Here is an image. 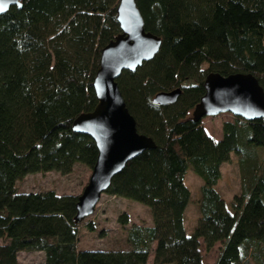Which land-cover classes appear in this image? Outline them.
Returning <instances> with one entry per match:
<instances>
[{
    "label": "trees",
    "instance_id": "trees-1",
    "mask_svg": "<svg viewBox=\"0 0 264 264\" xmlns=\"http://www.w3.org/2000/svg\"><path fill=\"white\" fill-rule=\"evenodd\" d=\"M19 2L0 14V264H147L151 253L152 264H204L202 249L216 244L214 264H264V119L233 116L214 140L192 118L209 73L250 74L264 90V0H135L161 46L117 84L155 148L127 162L104 194L142 204L151 222L130 225L126 248L109 251L78 247V196L18 192L17 182L95 164V143L72 122L97 103L93 79L101 50L120 33L119 0ZM175 89L174 104L153 102ZM231 153L242 186L228 203L216 185ZM188 173L201 181L190 233ZM128 220L118 217L123 228ZM22 253L43 259L21 263Z\"/></svg>",
    "mask_w": 264,
    "mask_h": 264
},
{
    "label": "water",
    "instance_id": "water-1",
    "mask_svg": "<svg viewBox=\"0 0 264 264\" xmlns=\"http://www.w3.org/2000/svg\"><path fill=\"white\" fill-rule=\"evenodd\" d=\"M19 1L0 0V14L10 6H19ZM116 20L120 33L101 50L93 79L97 103L92 111L80 114L72 122V131L91 138L97 148V159L88 183L76 203V222L93 214L112 178L127 162L143 151L155 148L151 138L137 132L135 119L125 105L117 79L123 71L135 72L143 63L151 61L159 52L161 39L145 30L135 0H119ZM204 89V95L192 112L195 122L222 113L246 121L264 119V90L250 74L221 76L209 73L204 80ZM180 94V89L159 92L153 102L171 105Z\"/></svg>",
    "mask_w": 264,
    "mask_h": 264
},
{
    "label": "rangeland",
    "instance_id": "rangeland-1",
    "mask_svg": "<svg viewBox=\"0 0 264 264\" xmlns=\"http://www.w3.org/2000/svg\"><path fill=\"white\" fill-rule=\"evenodd\" d=\"M233 116L229 113H222L214 117H204L202 126L206 132L214 139L220 140L222 126L226 122H232ZM221 177L216 185V190L226 202H231L233 197L241 191V175L238 166V158L231 153L230 160L220 168ZM91 169L77 164L72 172L62 175L57 172L31 174L17 182L18 192H43L53 191L58 195L79 196L87 185ZM191 198L185 212V229L190 233L195 225L198 216L196 201L199 196L201 181L197 176L188 173L185 178ZM126 213L128 224L123 228L118 223V217ZM91 222L94 226L93 231H89L85 224ZM149 209L142 204L132 200L109 196L103 193L98 201L93 214L86 217L80 223L78 247L90 250H115L126 248L124 244L126 231L132 224L147 226L150 225ZM220 244H216L210 252L202 249L203 263L214 264L219 251ZM42 253H22L18 260L21 263L41 262ZM152 253L148 258L147 264H152Z\"/></svg>",
    "mask_w": 264,
    "mask_h": 264
},
{
    "label": "snow or ice",
    "instance_id": "snow-or-ice-1",
    "mask_svg": "<svg viewBox=\"0 0 264 264\" xmlns=\"http://www.w3.org/2000/svg\"><path fill=\"white\" fill-rule=\"evenodd\" d=\"M0 10H2V9H0Z\"/></svg>",
    "mask_w": 264,
    "mask_h": 264
}]
</instances>
